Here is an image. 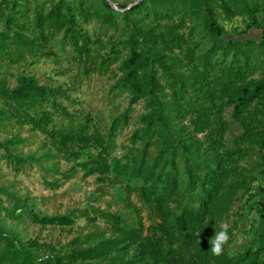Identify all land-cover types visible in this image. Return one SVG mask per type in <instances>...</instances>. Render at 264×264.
I'll return each instance as SVG.
<instances>
[{
    "label": "trees",
    "instance_id": "trees-1",
    "mask_svg": "<svg viewBox=\"0 0 264 264\" xmlns=\"http://www.w3.org/2000/svg\"><path fill=\"white\" fill-rule=\"evenodd\" d=\"M237 18L261 35L229 37L223 22ZM94 21L101 34L86 30ZM55 46L70 47L86 78L113 74L129 107L103 132L64 105L77 104L72 88L2 77L1 158L16 173L64 161L70 168L45 180L49 189L81 172L114 189L122 209L45 214L2 187L0 264H264V0H144L124 12L107 0H0V64L58 58ZM141 103L119 153V132ZM24 128L50 149L19 153ZM22 219L63 229L83 219L94 229L64 245L25 241L6 225ZM222 221L230 240L214 256L209 240Z\"/></svg>",
    "mask_w": 264,
    "mask_h": 264
},
{
    "label": "rangeland",
    "instance_id": "rangeland-1",
    "mask_svg": "<svg viewBox=\"0 0 264 264\" xmlns=\"http://www.w3.org/2000/svg\"><path fill=\"white\" fill-rule=\"evenodd\" d=\"M117 5H131L135 0H113ZM250 22L243 18L223 22L228 36H237L241 39H257L261 35V30L255 27L249 28ZM91 34H101L100 25L94 21L85 26ZM113 31H109L104 38L111 36ZM54 51L59 54L58 58L41 59L36 64L24 62L15 65L0 64V78L7 77L9 84L14 86L18 75H33L38 78L41 84L52 86H65L72 88V96L77 104L64 105L74 115H82L83 112L93 116L97 126L106 132L115 117L124 113L129 107V98L125 93L113 91L115 84L113 74H94L86 78L82 74V69L74 60L72 50L66 47L62 52L58 46ZM117 65L113 66L116 68ZM144 113L143 103L133 108L132 120L119 132L117 143L119 153L123 146L129 145V138L138 127L139 116ZM13 133L20 132V129H10ZM23 138L27 139L25 144L19 148V153L26 156L36 154L37 157L47 152L50 147L45 143L44 138L29 131L28 128L21 130ZM2 139L7 134L1 133ZM0 150V188H7L11 193H17L20 197H27L35 205V209L45 214H66L75 209H84L89 205L109 209L111 212L122 209V205L116 202V192L112 188L103 187L96 177L84 178L80 172L77 176L66 182L58 190H51L45 185V180L60 178L61 173L70 168V164L59 161L56 162V169L47 173L44 171L46 165L52 164L43 162L42 167L37 165L28 166L22 172L16 173L8 162L1 158ZM259 185V184H257ZM256 185V186H257ZM5 205L8 204L7 197L2 196ZM134 201H137L133 197ZM104 227L102 222L97 223ZM6 225L16 230L25 240L39 239L42 242L54 244H67L81 234H87L94 229L92 224L80 219L73 227L66 229L60 227L46 228L35 225L27 220H6ZM246 240V236L239 235L236 248Z\"/></svg>",
    "mask_w": 264,
    "mask_h": 264
},
{
    "label": "clouds",
    "instance_id": "clouds-1",
    "mask_svg": "<svg viewBox=\"0 0 264 264\" xmlns=\"http://www.w3.org/2000/svg\"><path fill=\"white\" fill-rule=\"evenodd\" d=\"M195 234L197 237L200 236L199 232H196ZM229 240L230 236L228 234V223L222 221L220 224V230L215 232V235L209 240L210 252L214 256L222 255Z\"/></svg>",
    "mask_w": 264,
    "mask_h": 264
},
{
    "label": "water",
    "instance_id": "water-1",
    "mask_svg": "<svg viewBox=\"0 0 264 264\" xmlns=\"http://www.w3.org/2000/svg\"><path fill=\"white\" fill-rule=\"evenodd\" d=\"M107 1L110 3V5L112 6V8H114L116 11L124 12V11L130 9V8L133 7L134 5L140 3V2H142V1H144V0H138V1H136L135 3H132L131 5H129L126 9H120V8L118 7V5H117L115 2H113L112 0H107Z\"/></svg>",
    "mask_w": 264,
    "mask_h": 264
}]
</instances>
